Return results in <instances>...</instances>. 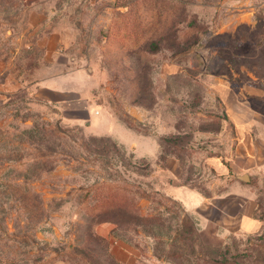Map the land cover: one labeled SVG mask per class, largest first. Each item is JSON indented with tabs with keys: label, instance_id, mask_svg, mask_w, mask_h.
I'll list each match as a JSON object with an SVG mask.
<instances>
[{
	"label": "rangeland",
	"instance_id": "374dc122",
	"mask_svg": "<svg viewBox=\"0 0 264 264\" xmlns=\"http://www.w3.org/2000/svg\"><path fill=\"white\" fill-rule=\"evenodd\" d=\"M50 2L71 55L45 69L25 52L0 99V264H264V230L194 208L239 171L220 88L264 115V0ZM25 14L0 0L2 19ZM41 67L79 91L40 96Z\"/></svg>",
	"mask_w": 264,
	"mask_h": 264
},
{
	"label": "crops",
	"instance_id": "0c3cea01",
	"mask_svg": "<svg viewBox=\"0 0 264 264\" xmlns=\"http://www.w3.org/2000/svg\"><path fill=\"white\" fill-rule=\"evenodd\" d=\"M19 1L26 13L22 20L11 23V20L0 16V42L5 39L10 46L7 51L0 46V99L6 100H10L11 91L20 89L26 83L22 77L16 79L19 72H11L13 61L25 59L23 54L34 50L38 59L44 61L43 68H47L49 61L53 65H59V60L71 55L68 49L72 46L74 36L68 30V25L53 19L58 9L52 6L51 0ZM75 59L70 57L71 61ZM26 67H22V76L32 74ZM43 70L42 67L39 68V78H35L40 96L48 99L49 93L63 96L64 92L68 94L79 91L73 86V75L55 71V75L47 76ZM219 92L234 128V138L237 141L234 163L239 171L231 177L232 186L225 194L211 199H198L194 208L197 206L201 210L212 211L221 231L259 234L264 230V223L256 216L259 201L255 189L257 184H264V115L243 99L244 95L226 87H221ZM246 92L250 94L251 90ZM59 99L62 100L63 97ZM242 175L247 176V181L238 179Z\"/></svg>",
	"mask_w": 264,
	"mask_h": 264
},
{
	"label": "trees",
	"instance_id": "16d2710c",
	"mask_svg": "<svg viewBox=\"0 0 264 264\" xmlns=\"http://www.w3.org/2000/svg\"><path fill=\"white\" fill-rule=\"evenodd\" d=\"M149 42V41H148ZM102 202V204H108V205H112V206H110V207H115L114 209H122L121 207H120V204H117V203H114V199H112V200H106V201H101Z\"/></svg>",
	"mask_w": 264,
	"mask_h": 264
},
{
	"label": "water",
	"instance_id": "95a60500",
	"mask_svg": "<svg viewBox=\"0 0 264 264\" xmlns=\"http://www.w3.org/2000/svg\"><path fill=\"white\" fill-rule=\"evenodd\" d=\"M238 179L242 181H247V176L246 175L238 176Z\"/></svg>",
	"mask_w": 264,
	"mask_h": 264
}]
</instances>
